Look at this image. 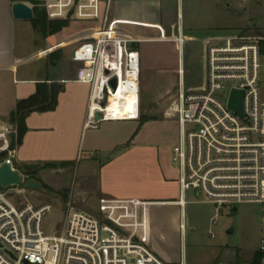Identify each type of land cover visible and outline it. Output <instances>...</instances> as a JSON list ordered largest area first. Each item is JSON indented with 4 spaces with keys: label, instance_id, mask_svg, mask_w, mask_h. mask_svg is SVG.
<instances>
[{
    "label": "built area",
    "instance_id": "1",
    "mask_svg": "<svg viewBox=\"0 0 264 264\" xmlns=\"http://www.w3.org/2000/svg\"><path fill=\"white\" fill-rule=\"evenodd\" d=\"M50 21L70 19L82 26L76 35L72 61L75 82L91 87L87 126L140 119V54L134 38L122 35L111 21V0H35ZM177 43L183 47L184 40ZM205 81L196 90L180 87L170 114L179 126V141L171 162L179 173L184 209L189 192L216 207L218 214L241 204L263 206L259 264H264V101L261 96V52L258 42L234 38L204 40ZM116 80V89L111 82ZM131 113L109 116L119 92ZM233 91L243 92V118L229 108ZM102 119L96 121V116ZM18 128L0 121V167L13 170ZM20 172V171H19ZM23 184L25 177L20 172ZM16 187V186H15ZM9 189V188H8ZM0 188V264H168L142 239L105 223V219L68 205L63 229L47 234L44 221L51 206L17 207L11 190ZM216 224V220L212 221ZM182 232L185 224H181ZM179 264H186L182 260Z\"/></svg>",
    "mask_w": 264,
    "mask_h": 264
},
{
    "label": "crops",
    "instance_id": "2",
    "mask_svg": "<svg viewBox=\"0 0 264 264\" xmlns=\"http://www.w3.org/2000/svg\"><path fill=\"white\" fill-rule=\"evenodd\" d=\"M238 1L233 0L228 8L238 5ZM19 2L0 0V121H10L17 104L35 95L39 85H55L60 91L53 111L27 116L26 132L17 149V169L35 166L29 172L34 173L32 178L52 173L65 179L62 176L72 174V180L82 187L90 212L145 241L165 263L185 261L182 257L188 201L184 209L174 204L181 193L179 173L171 162L172 148L179 141V126L169 110L181 86L189 91L204 84L188 86L191 71L184 49L187 43L199 39L193 9H207L209 0H111V21L122 35L136 40L134 47L140 54L142 111L138 121L103 122L96 129L87 126L91 87L75 82L77 69L72 74L63 70L65 64L78 68L72 61L75 47L65 53L62 61L50 63L53 51L76 40L64 41L51 51L50 38L37 32L43 46L31 40L26 43V26L36 31L32 21L14 19L12 7ZM258 6L252 0V9ZM184 9H188L187 17ZM17 30L24 32L20 40ZM178 38L184 40L183 47L178 45ZM228 38L231 37H202L200 64L207 57L204 40ZM157 46L173 47L178 57L142 56V47ZM145 77L150 94L147 103ZM167 97V102L163 101ZM175 129L176 139L169 144L163 142L164 134ZM60 183L54 186L67 190L69 182Z\"/></svg>",
    "mask_w": 264,
    "mask_h": 264
},
{
    "label": "rangeland",
    "instance_id": "3",
    "mask_svg": "<svg viewBox=\"0 0 264 264\" xmlns=\"http://www.w3.org/2000/svg\"><path fill=\"white\" fill-rule=\"evenodd\" d=\"M19 1L29 5L35 11L32 26L36 33L29 26H26V43H30L31 40L43 46L42 35L50 38L49 48H52L64 41L73 40L83 30L80 24L67 19L61 20L67 23L66 28L50 35L49 23L52 21L45 16V9L38 7L35 0ZM103 2L105 3L106 0H103ZM255 2L259 5L258 9H252V0H239L238 5L236 3L230 9L228 4H233V0H209L207 9H193L194 24L198 27L196 34L199 39L187 43L184 49L187 66L191 71V74L187 77L188 86L201 85L205 80L204 64L203 61L201 64L199 62L204 52L203 44H201L202 37L220 35L244 43L258 42L261 45V42L264 41V0H255ZM184 10L187 17L188 9ZM44 21L48 23L47 31H41V25ZM23 33L17 30L18 40L22 38L20 35ZM75 46V43H71L65 48L53 51L49 57L50 63L57 60L62 61L65 53L71 51V48L73 49ZM141 51L142 56L147 58L152 55L178 57L177 52L170 46L165 48L158 46L156 48L142 47ZM65 66L67 67L63 70L66 71V74H72L77 69L74 64L69 66L65 64ZM52 71L54 72V70ZM144 81V97L147 103L150 95L146 88L148 78L145 77ZM261 96L264 101V55L261 56ZM168 98H164L163 101L167 102ZM141 111L142 108L140 107V113ZM177 133V129L173 133H165L163 142L169 144L170 140L176 139ZM19 170L25 177L26 182L30 179L35 180L40 185V190L25 189L23 184L9 188L8 190L12 192L9 193L8 198L17 207L26 204L35 208L51 206V211L44 221L47 234H59L62 231L68 205L97 216V214L88 210L87 200L82 196V187L77 180H72V174L62 176L65 179L52 173H45L42 176L36 175L32 178L29 176L28 171ZM65 181L69 182L66 186L67 190L54 186ZM186 199L188 201L186 209L187 231L183 240L184 255L182 258L185 259L187 264H250L253 257L258 253L260 245L263 206L255 203H245L239 205L236 212L228 209L218 214L215 206L205 203L203 198H196L193 192H189ZM213 220H216V224L212 223Z\"/></svg>",
    "mask_w": 264,
    "mask_h": 264
},
{
    "label": "trees",
    "instance_id": "4",
    "mask_svg": "<svg viewBox=\"0 0 264 264\" xmlns=\"http://www.w3.org/2000/svg\"><path fill=\"white\" fill-rule=\"evenodd\" d=\"M35 13V11H33ZM45 16L46 13H44ZM34 21V19H33ZM68 25L64 21H52L49 23L50 35H53L57 32H60L62 29L66 28ZM48 30V23L45 21L41 25V31ZM59 47V46H58ZM50 48L51 51L58 48ZM261 56L264 55V41L260 45ZM60 89L55 86H47L42 84L38 86L37 92L32 97L20 101L15 111L10 116V122L17 126L18 128V143L21 144L23 136L26 132L25 120L27 116L33 112L45 113L53 111L57 106V98ZM141 119V118H140ZM142 121H145V118H142ZM31 177L34 173H28ZM31 180V179H30ZM250 264H259V256L256 254L251 260Z\"/></svg>",
    "mask_w": 264,
    "mask_h": 264
},
{
    "label": "water",
    "instance_id": "5",
    "mask_svg": "<svg viewBox=\"0 0 264 264\" xmlns=\"http://www.w3.org/2000/svg\"><path fill=\"white\" fill-rule=\"evenodd\" d=\"M12 14L14 19L18 21H33L34 12L32 8L25 3H15L12 7ZM111 86L116 89V80L111 82ZM243 98L244 93L233 91L229 101V108L234 111L240 118H243ZM102 117L96 116V121H100ZM35 166L26 167L28 172L35 170ZM23 183L22 176L19 171L13 170L9 164H4L0 167V188L8 189L15 186H20ZM25 189L29 190H40V185L34 180H29L24 184ZM237 208H233V212H236ZM105 223L112 225L109 220H105Z\"/></svg>",
    "mask_w": 264,
    "mask_h": 264
},
{
    "label": "bare ground",
    "instance_id": "6",
    "mask_svg": "<svg viewBox=\"0 0 264 264\" xmlns=\"http://www.w3.org/2000/svg\"><path fill=\"white\" fill-rule=\"evenodd\" d=\"M120 99L131 101V100L136 99V97L134 95L126 96L122 93V91H120L119 95L114 100L111 101V105L108 109L109 116H112V115L117 116L121 112L122 113H131L130 112L131 110L128 107L126 109L120 108V104H121Z\"/></svg>",
    "mask_w": 264,
    "mask_h": 264
}]
</instances>
